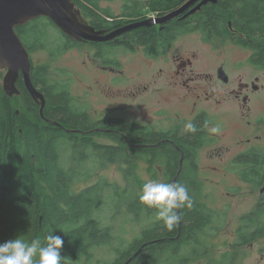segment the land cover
<instances>
[{"label": "flooded vegetation", "instance_id": "flooded-vegetation-1", "mask_svg": "<svg viewBox=\"0 0 264 264\" xmlns=\"http://www.w3.org/2000/svg\"><path fill=\"white\" fill-rule=\"evenodd\" d=\"M72 1L86 23L104 35L131 24L140 25L109 39L76 40L53 24L55 35L59 32L61 37L53 39L52 46H65L66 51L78 44L89 46L84 58L99 62L98 67L117 83L126 80L121 69L124 56L134 54L145 60L150 76L145 83L135 86L133 96L141 97L152 83L159 82L169 91L168 97L177 98L178 103L172 115L166 112L167 122L160 126L159 122H127L109 113L91 117L87 101L74 99L68 89L72 101L81 105L80 110L88 114L93 125L78 132L91 139L105 133L122 138L121 129L103 127L104 121L120 119L145 126L144 132L132 134L131 146L148 157L160 155L159 161L151 157L144 163L154 173L161 170L162 182H177L188 188L191 206L187 209L193 220L210 217L203 210L200 214L199 206L217 212L208 189L220 185L227 189L224 194L228 199L241 194L242 201L247 203V211L237 217L238 223L254 219L258 228L264 230V0H215L203 4H200L203 0H197L167 20L162 18L188 0ZM207 6L209 15L205 21ZM226 8H231V13L223 24L219 17ZM187 35L199 45H208V57L176 44ZM30 59L33 65L31 56ZM154 64H159L158 72L151 74ZM171 116L176 120L172 122ZM42 119L49 120L45 116ZM189 121L196 126V132L185 130ZM214 126L220 128L219 134L209 131ZM123 139L127 141L126 137ZM212 174H218L219 179H212ZM234 177L239 184L230 183ZM249 193L255 197L251 204ZM180 231L178 228V235ZM179 262L174 264L194 261L179 258Z\"/></svg>", "mask_w": 264, "mask_h": 264}, {"label": "trees", "instance_id": "trees-1", "mask_svg": "<svg viewBox=\"0 0 264 264\" xmlns=\"http://www.w3.org/2000/svg\"><path fill=\"white\" fill-rule=\"evenodd\" d=\"M238 12L240 14V10ZM230 13L231 8L222 11L219 19L223 24ZM208 15L207 6L205 21ZM52 26L51 20L40 16L16 27L15 31L29 53L49 48L54 55L65 46H52V40L61 37L58 31L52 35ZM208 30L205 31L208 33ZM30 79L45 98L43 116L50 121L42 119L40 105L27 91L21 75L16 80L19 95L9 97L0 86V242L20 236L44 243L46 234L53 230L54 235L64 239L60 250L64 257L62 264H96L97 261L99 264L101 260L94 261L93 252L94 248L103 246H109L114 256L101 264H123L138 250L127 264H174L180 263L179 258L190 262L210 252L202 234L214 223H221L217 213L199 206L198 212L201 214L203 210L210 213V217L193 220L188 207H182L177 210L181 222L168 230L155 218V209L139 202L140 189L146 181L138 164L148 162L151 157L161 159L160 155L148 157L130 144L134 140L132 134L144 132L145 126L120 119L104 121L103 127L121 129L127 141L116 134L105 133L115 142H95L78 132L92 127L91 120L80 110L81 105L70 98L68 84L52 80L49 62L31 63ZM65 150L71 152L65 157L78 158L79 169L92 157L106 162L120 159L126 185L121 188L102 177L75 190L72 182L91 172L76 171L79 170L75 169L76 164L64 162L62 151ZM146 171L155 175L154 169ZM104 203L114 206L113 213L122 206L131 216H150V226L131 241L123 242L121 234H113L111 225L99 215ZM178 228L181 229L179 235ZM238 228L237 240L229 244L232 250L224 251L218 258L207 259L205 264H234L233 249L249 244L261 230L254 219L241 220ZM116 236H119L116 240L120 239L117 245Z\"/></svg>", "mask_w": 264, "mask_h": 264}, {"label": "rangeland", "instance_id": "rangeland-1", "mask_svg": "<svg viewBox=\"0 0 264 264\" xmlns=\"http://www.w3.org/2000/svg\"><path fill=\"white\" fill-rule=\"evenodd\" d=\"M54 34L55 32H52V35ZM175 42L180 47L186 46L185 48L189 50L195 49L205 57L209 55L208 45L203 43L199 45V42L190 35L184 36ZM87 49H89V46L78 44L68 51H56L54 55H51L49 48L37 49L30 52V56L34 60V64L49 62L52 80L68 84L70 94L74 99L81 102L87 101V107L91 117L109 113V115L115 117L121 116L127 122H133L132 120L146 124L159 122L160 126L163 121H166V112L172 115L178 108L177 98H169V91L159 82L152 83L141 97L133 96L132 91H134L135 86L145 83L149 79L150 74H147L145 60H142L138 56L134 57V54L131 53L126 54L123 65L121 66L126 80L117 83V81L114 82L110 78L108 72L102 71L98 67L99 62H92L84 58ZM158 67L159 64H154L152 66L153 72L150 73H157ZM5 71L6 69H0V86H2V78ZM106 78L110 79V81ZM170 120L173 122L176 119L174 116H171ZM93 140L102 143L115 142L109 135L105 134H98ZM72 153L76 155L77 152L74 151ZM69 154H71L69 150L62 151L63 157ZM77 159L74 160V158L65 157L64 162L73 166L76 164L75 169H79L77 167ZM122 169L123 165L120 159L114 160L113 162H106L101 158L92 157L81 169L76 170H87L91 173L80 179L76 178L72 182V187L77 190L91 185L103 177L107 181L115 182L122 188L126 185ZM138 169L145 181L149 179L163 181L160 169L155 172L154 176L148 174L145 163L143 162L138 164ZM212 179H219V175L212 174ZM230 183L235 185L239 184L236 177ZM232 187L237 188L238 186ZM226 190V188L220 185L212 186L208 189L211 200L213 201V208L217 211L215 214H218V218H220L219 222L221 223H214L212 228H209L202 234V239L206 240V246L210 247L211 251L193 263L186 264H205L207 259L218 258L224 251L232 250L231 247L229 248V244L237 240L236 230L239 224L237 217L247 211V203L242 201L241 194L233 196L232 199H228L224 194ZM255 196H257V189L255 190ZM254 199L255 197L249 193V204ZM113 209L114 206L104 203L99 215H102L105 223L111 225L113 234H121L120 236H122L121 239L123 242L131 241L135 235L138 233L141 234L144 228L150 226V216L146 217L143 214L139 218L137 216H131L126 213L125 208L122 206L114 213L112 212ZM102 211H105V213ZM154 216L156 217V215ZM216 226L220 228L216 229ZM260 231L264 232V230ZM258 235L259 233L255 234V238L249 244L233 249L236 253L234 264H264V234ZM118 237L116 236L114 239L116 245L120 240H116ZM93 255L94 261H103L113 258L114 253L109 246H103L94 248ZM101 261L99 264L102 263ZM96 264H98V261Z\"/></svg>", "mask_w": 264, "mask_h": 264}, {"label": "water", "instance_id": "water-1", "mask_svg": "<svg viewBox=\"0 0 264 264\" xmlns=\"http://www.w3.org/2000/svg\"><path fill=\"white\" fill-rule=\"evenodd\" d=\"M195 1L197 0H188L180 8L172 11V13L162 19L173 18L190 7ZM207 1L215 0H203L200 4ZM200 4L189 13L194 12ZM40 16L47 17L62 33L76 40L83 38L90 40L109 39L124 30L140 25L131 24L104 35L103 31L95 30L86 23L80 10L74 7L72 0H0V69H6L2 78V89L9 97L18 94L19 90L16 86V80L21 75L27 91L39 103L42 116L45 98L31 82L29 52L15 31L16 27L22 26ZM57 125L60 124L57 123ZM130 259L123 264H127Z\"/></svg>", "mask_w": 264, "mask_h": 264}, {"label": "clouds", "instance_id": "clouds-1", "mask_svg": "<svg viewBox=\"0 0 264 264\" xmlns=\"http://www.w3.org/2000/svg\"><path fill=\"white\" fill-rule=\"evenodd\" d=\"M185 130L196 132V126L190 121L185 123ZM211 133L219 134V127H211ZM139 202L149 209H155L156 219L168 230L173 229L180 220L178 209L191 206L188 188L177 182L147 180L143 183ZM28 241L20 236L0 242V264H62L64 257L60 250L64 239L50 230L44 237Z\"/></svg>", "mask_w": 264, "mask_h": 264}]
</instances>
